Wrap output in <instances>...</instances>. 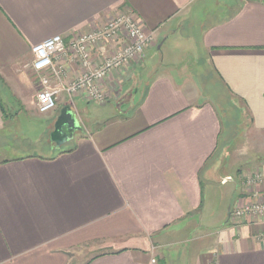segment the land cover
<instances>
[{
  "label": "crops",
  "instance_id": "obj_1",
  "mask_svg": "<svg viewBox=\"0 0 264 264\" xmlns=\"http://www.w3.org/2000/svg\"><path fill=\"white\" fill-rule=\"evenodd\" d=\"M120 10L154 44L100 83L107 102L98 105L117 104L110 116L90 129L77 119L71 140L58 148L49 140L50 157L0 161V264H264V216L232 221L254 199L240 172L231 181L217 176L230 145L222 144L218 105L188 73L157 72L153 56L170 43L177 48L169 52L180 43L199 50L263 140L264 0H0L2 106L37 112L31 47L54 36L67 46ZM60 64L66 83L81 74ZM74 100L87 101L59 97L47 136L63 107L77 118ZM257 164L264 172V157L244 171ZM80 253L87 259L78 263Z\"/></svg>",
  "mask_w": 264,
  "mask_h": 264
},
{
  "label": "built area",
  "instance_id": "obj_2",
  "mask_svg": "<svg viewBox=\"0 0 264 264\" xmlns=\"http://www.w3.org/2000/svg\"><path fill=\"white\" fill-rule=\"evenodd\" d=\"M122 36V45L108 48ZM153 44V35L145 32L131 13L120 10L113 21L97 30L73 36L67 46L61 36L34 45L30 49V67L39 76L41 87L36 94L37 112L45 114L54 110L62 94L70 99L82 96L97 104L106 103L100 83L116 71L128 68ZM61 62L78 67L81 74L64 82L65 66ZM244 178L248 187L244 193L250 194L254 201L235 208L230 216L232 221L264 216V172L258 170ZM150 264L156 261L153 259Z\"/></svg>",
  "mask_w": 264,
  "mask_h": 264
},
{
  "label": "rangeland",
  "instance_id": "obj_3",
  "mask_svg": "<svg viewBox=\"0 0 264 264\" xmlns=\"http://www.w3.org/2000/svg\"><path fill=\"white\" fill-rule=\"evenodd\" d=\"M173 46V50L177 48H175L176 45L170 43L160 51L157 49L153 51L157 64L156 71L170 73L175 70L178 74L188 73L195 81L201 96L218 105L225 123L222 144L225 146L229 142L230 145L228 162L225 163L227 165L217 176L223 180H236L238 171L240 172L238 180L240 184H244L243 189H247L244 177L253 175L258 171L256 168L259 166L258 164L255 166L254 170L256 171L254 172L244 170L264 157V139L262 140L249 128L246 114L240 113L241 108L235 107L233 100L227 96L208 66L204 55L199 50H193L183 43H180V50L169 52L168 47L171 50ZM6 98L11 101L8 91ZM80 98L84 99L82 96ZM73 103L77 119L81 126L86 129L94 127L99 120L110 116L113 113V107L117 106V104H111L102 108L93 101L82 102L80 100H74ZM1 109H3L2 112L5 113V117H3L4 120L2 117L0 119L4 121L5 127L0 131V161L29 154L50 157L56 153L49 142V136L45 133L50 112L39 114L30 107L24 109L16 107L11 110L2 106ZM10 112L17 114V116L15 120L9 119L7 122L8 115L12 114ZM41 136L44 138L40 140ZM86 259V253L84 256L80 253L77 262L80 263Z\"/></svg>",
  "mask_w": 264,
  "mask_h": 264
},
{
  "label": "water",
  "instance_id": "obj_4",
  "mask_svg": "<svg viewBox=\"0 0 264 264\" xmlns=\"http://www.w3.org/2000/svg\"><path fill=\"white\" fill-rule=\"evenodd\" d=\"M79 130L80 127L76 115L69 106H65L60 110L53 123V129L49 134V140L58 148L71 140L73 135ZM227 180L229 179H224L222 182Z\"/></svg>",
  "mask_w": 264,
  "mask_h": 264
},
{
  "label": "trees",
  "instance_id": "obj_5",
  "mask_svg": "<svg viewBox=\"0 0 264 264\" xmlns=\"http://www.w3.org/2000/svg\"><path fill=\"white\" fill-rule=\"evenodd\" d=\"M1 107H2V104H1V102H0V111L2 112V111H3V109H1Z\"/></svg>",
  "mask_w": 264,
  "mask_h": 264
}]
</instances>
